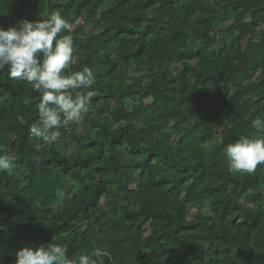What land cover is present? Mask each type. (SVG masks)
I'll use <instances>...</instances> for the list:
<instances>
[{
  "label": "trees",
  "instance_id": "trees-1",
  "mask_svg": "<svg viewBox=\"0 0 264 264\" xmlns=\"http://www.w3.org/2000/svg\"><path fill=\"white\" fill-rule=\"evenodd\" d=\"M53 13L95 94L45 145L40 94L0 72L3 264L52 242L104 264H264V165L230 173L223 152L264 118V0H0V27Z\"/></svg>",
  "mask_w": 264,
  "mask_h": 264
},
{
  "label": "clouds",
  "instance_id": "clouds-1",
  "mask_svg": "<svg viewBox=\"0 0 264 264\" xmlns=\"http://www.w3.org/2000/svg\"><path fill=\"white\" fill-rule=\"evenodd\" d=\"M72 31L60 13L36 21L21 19L6 30L0 27V72L7 69L9 78L27 82L40 94L36 105L39 119L29 132L45 145L60 139V129L79 123L95 94L92 68L71 74L66 71L75 51ZM252 127L254 134L241 136L223 149L230 173L251 175L258 165H264V118L255 119ZM16 166L15 158L0 150V172H12ZM105 255L97 249L91 256L70 258L66 246L52 242L19 249L15 264H104L101 257Z\"/></svg>",
  "mask_w": 264,
  "mask_h": 264
},
{
  "label": "rangeland",
  "instance_id": "rangeland-1",
  "mask_svg": "<svg viewBox=\"0 0 264 264\" xmlns=\"http://www.w3.org/2000/svg\"><path fill=\"white\" fill-rule=\"evenodd\" d=\"M85 31H86V33L87 34H93V33H96L97 31H98V29H97V27H95L93 24H87L86 26H85ZM113 102L111 101V104H112ZM94 133H95V130L91 133V136H94ZM69 186V184H67V183H65L64 184V187H68ZM117 196H115L114 198H116ZM118 198V197H117ZM116 198V199H117Z\"/></svg>",
  "mask_w": 264,
  "mask_h": 264
}]
</instances>
